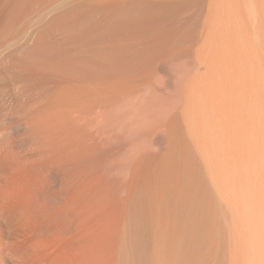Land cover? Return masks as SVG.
I'll use <instances>...</instances> for the list:
<instances>
[{"label": "bare ground", "instance_id": "obj_1", "mask_svg": "<svg viewBox=\"0 0 264 264\" xmlns=\"http://www.w3.org/2000/svg\"><path fill=\"white\" fill-rule=\"evenodd\" d=\"M255 164L264 0H0V264H245Z\"/></svg>", "mask_w": 264, "mask_h": 264}, {"label": "rangeland", "instance_id": "obj_2", "mask_svg": "<svg viewBox=\"0 0 264 264\" xmlns=\"http://www.w3.org/2000/svg\"><path fill=\"white\" fill-rule=\"evenodd\" d=\"M249 155L247 161H251ZM253 162L251 161V165ZM247 165V163H246ZM261 168L255 164V169L250 174L235 173V212L239 216V225L245 240V264H260L264 259V252L260 247L263 236L259 227V213L257 214L256 201L260 194L264 196V174L258 173ZM234 224H222L219 227L217 239V258L211 264H231L235 243ZM208 256V251L206 253Z\"/></svg>", "mask_w": 264, "mask_h": 264}, {"label": "clouds", "instance_id": "obj_3", "mask_svg": "<svg viewBox=\"0 0 264 264\" xmlns=\"http://www.w3.org/2000/svg\"><path fill=\"white\" fill-rule=\"evenodd\" d=\"M9 258L14 262V264H24L23 258L20 256H11L10 255Z\"/></svg>", "mask_w": 264, "mask_h": 264}]
</instances>
